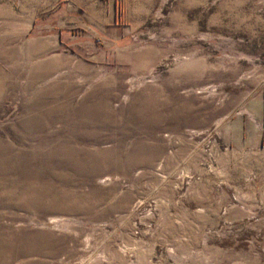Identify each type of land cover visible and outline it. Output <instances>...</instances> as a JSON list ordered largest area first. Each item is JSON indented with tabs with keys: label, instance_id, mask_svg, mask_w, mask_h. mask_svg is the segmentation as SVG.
Wrapping results in <instances>:
<instances>
[{
	"label": "rangeland",
	"instance_id": "rangeland-1",
	"mask_svg": "<svg viewBox=\"0 0 264 264\" xmlns=\"http://www.w3.org/2000/svg\"><path fill=\"white\" fill-rule=\"evenodd\" d=\"M40 1L0 0V264H264V0H127L34 58Z\"/></svg>",
	"mask_w": 264,
	"mask_h": 264
},
{
	"label": "crops",
	"instance_id": "crops-1",
	"mask_svg": "<svg viewBox=\"0 0 264 264\" xmlns=\"http://www.w3.org/2000/svg\"><path fill=\"white\" fill-rule=\"evenodd\" d=\"M123 2L127 0H41L34 7L30 24L24 25L20 34L23 38L28 36L34 58L55 51L58 45L65 48L70 37L77 42L81 35L104 37L113 35L115 30L120 34L124 28L120 11ZM43 30L52 33V47L39 45L38 34Z\"/></svg>",
	"mask_w": 264,
	"mask_h": 264
}]
</instances>
